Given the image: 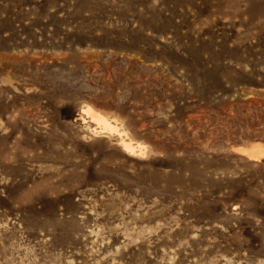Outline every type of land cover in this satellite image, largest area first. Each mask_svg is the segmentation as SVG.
Returning a JSON list of instances; mask_svg holds the SVG:
<instances>
[{
  "label": "rangeland",
  "instance_id": "1",
  "mask_svg": "<svg viewBox=\"0 0 264 264\" xmlns=\"http://www.w3.org/2000/svg\"><path fill=\"white\" fill-rule=\"evenodd\" d=\"M0 264H264V0H0Z\"/></svg>",
  "mask_w": 264,
  "mask_h": 264
},
{
  "label": "bare ground",
  "instance_id": "2",
  "mask_svg": "<svg viewBox=\"0 0 264 264\" xmlns=\"http://www.w3.org/2000/svg\"><path fill=\"white\" fill-rule=\"evenodd\" d=\"M93 119H94L95 121H97L98 123L103 124L104 127H105V129L112 130V129L110 128V125L108 124V122L106 121L105 118H102V117H100V116H98V115H94V116H93ZM124 145H125V148H126V149H128V150H131V149H132V144H131L129 141H128V142L125 141V142H124Z\"/></svg>",
  "mask_w": 264,
  "mask_h": 264
}]
</instances>
